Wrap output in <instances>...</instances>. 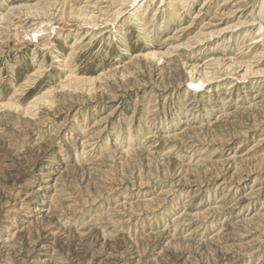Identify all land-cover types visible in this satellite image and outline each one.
Listing matches in <instances>:
<instances>
[{
  "label": "rangeland",
  "instance_id": "1",
  "mask_svg": "<svg viewBox=\"0 0 264 264\" xmlns=\"http://www.w3.org/2000/svg\"><path fill=\"white\" fill-rule=\"evenodd\" d=\"M255 5L0 0V264H264Z\"/></svg>",
  "mask_w": 264,
  "mask_h": 264
},
{
  "label": "bare ground",
  "instance_id": "2",
  "mask_svg": "<svg viewBox=\"0 0 264 264\" xmlns=\"http://www.w3.org/2000/svg\"><path fill=\"white\" fill-rule=\"evenodd\" d=\"M254 13L255 15L257 16V18L259 20H262L264 22V0H256V5L254 7ZM260 25H261V21L259 22ZM263 28L262 26H260V29ZM42 33V29H40L39 27H36L34 30H32L30 33H29V37L33 36L36 38V36L38 34ZM103 36V35H102ZM69 106V105H68ZM42 113V112H41ZM61 130V129H60ZM7 134V133H6ZM85 142H89V141H85ZM84 142V143H85ZM74 150V149H73ZM77 153V152H76ZM85 153V152H84ZM88 155V154H87ZM84 161V160H83ZM96 162V161H95ZM42 176H45V177H49V176H52L51 174H46V175H42ZM46 181V180H45ZM48 186V185H47ZM45 189L43 188H39V192L40 191H43ZM37 212H42L41 210H37ZM235 224V223H234ZM233 235V234H232Z\"/></svg>",
  "mask_w": 264,
  "mask_h": 264
}]
</instances>
